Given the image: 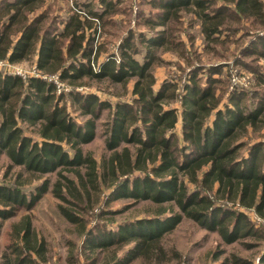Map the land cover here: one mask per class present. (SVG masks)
Returning <instances> with one entry per match:
<instances>
[{
	"label": "trees",
	"instance_id": "obj_1",
	"mask_svg": "<svg viewBox=\"0 0 264 264\" xmlns=\"http://www.w3.org/2000/svg\"><path fill=\"white\" fill-rule=\"evenodd\" d=\"M0 2V59L13 63L34 56L40 72L22 77L0 71V156L6 155L8 167L30 174L56 171L51 191L59 212L83 227L82 242L63 256L64 264L168 261L179 252L174 247L168 252L162 237L184 217L217 232L224 244L260 247L256 260L230 252L221 264H264V134L246 136L264 114V71L244 59L264 57V0H146L154 14L138 10L137 23L163 28L153 35L127 28L115 50L98 37L114 26L111 15L120 0L75 1L65 18L50 17L49 9L29 17L41 0ZM182 11L200 21L205 40L217 41L220 32H226L224 41L232 32L236 39L247 37L233 66L252 71L255 86L230 84V73H222L226 64H188L179 97L176 80L165 78L155 86V50L170 43L164 26ZM240 21L258 28L249 32ZM241 27L247 30L241 33ZM176 44L185 47L181 39ZM51 75L69 89L57 92ZM90 80H131V98L112 101L77 89ZM172 98L178 106L165 105ZM105 111L102 135L109 154L98 160L82 145L93 139ZM106 173L110 190L92 203L86 183L101 188ZM48 183L45 178L28 193L21 183L0 181V233L3 220L19 207L31 208ZM115 198L148 200L157 207L151 215L113 224L105 215L121 211L109 208ZM6 249L0 264L45 262L43 242L32 243L28 223ZM102 252L105 260L99 263ZM212 253L215 260L223 252Z\"/></svg>",
	"mask_w": 264,
	"mask_h": 264
},
{
	"label": "rangeland",
	"instance_id": "obj_2",
	"mask_svg": "<svg viewBox=\"0 0 264 264\" xmlns=\"http://www.w3.org/2000/svg\"><path fill=\"white\" fill-rule=\"evenodd\" d=\"M75 1L81 2L88 0H41L36 11L30 12L28 16H33L38 12H46L49 9L48 13L50 17L56 16V18H65L69 8L76 6ZM117 8L118 11L111 15L114 26L108 27L107 32L109 33L103 32L102 35L98 37L101 42H107L106 44L111 50H115L120 36L125 34L127 28H132L134 32L144 30L145 33L151 35H153L156 30L163 28V26L156 25L154 29H150L148 26H142L137 23L139 20V18H137L138 10L144 13L150 12L149 14L151 15L154 14V11L151 10L146 0H120ZM135 12L136 14L133 15ZM3 18L5 19L6 17ZM241 23L245 24L249 32L258 28L256 24H250L249 21H240V24ZM58 24L61 26V23ZM164 28H166V34L170 43L155 50L158 56L152 66V71L156 77L155 86L161 83L165 78L176 80L177 85L175 87V93H177L179 97L184 81V75H182V73L190 68L188 64H226L222 69V73H230V84L236 83L245 88H252L255 86L256 81L252 71L242 69V67L238 65L233 66V58L235 55L240 54L244 46L243 43L248 40L247 37L236 39L235 36H238V34L235 35L234 32H232L230 35L232 38L229 37V40L224 41L226 32H220L217 41L205 40L201 33L200 21L190 12L185 11L181 12L179 19H169ZM241 28V33L247 30L243 27ZM180 39L183 40L185 47L182 44H176ZM134 40L137 42L136 36ZM141 47H143V45H141ZM135 56L140 58L141 53ZM244 59L247 60L249 64H254L259 67L261 71H264V57L257 58L255 55H250L245 56ZM9 64V67L6 66L9 68V72L22 73L23 75L34 73V56ZM198 74L201 73L199 72ZM50 79L53 80L57 92H65L69 89L56 78L52 77ZM87 85H89L87 88L78 87L77 89L94 91L103 98H109L112 101L119 98L126 100L131 98V80L126 82V84L110 83L107 80H90ZM164 101L166 106L174 107L179 104L178 98L166 99ZM69 112L78 121L83 120L79 111L74 109L73 106H69ZM260 119V121L256 122V124L249 129L247 134L245 131H243V134L254 139L257 136L261 138L260 136L264 134V114L261 115ZM106 120L107 115L105 111L97 120L96 132L93 139L82 145L84 150L91 151L98 160H101L102 157H106L109 154V151L104 146V136L102 135V130L105 127L102 126V123ZM27 128L29 131L33 130V127L25 125V129ZM35 136L37 135L35 134ZM7 165V157L5 154H2L0 156V181L2 182L16 181L21 183L22 187H24L28 193L36 184H39L45 178H48L49 183L46 191L40 195L31 208L19 207L15 215L3 220L0 233V256L7 250L6 243L9 240L12 241L15 236L21 233L24 225L28 223L30 228V240L32 243L35 241L43 242L44 249L42 251V256L45 258V262H41L40 264H64L63 256L73 252L79 243L82 242L83 238L81 233L83 227L79 223L67 221L59 212L58 203L60 201L51 191L52 183L57 178L56 171L45 174H30L21 166L8 167ZM83 170L84 169L81 168L80 172L82 173ZM109 178L110 177L106 173V185H100L101 188H99V186L92 187L89 182L86 183L88 192L85 193L89 196L92 203L109 192ZM164 204L166 205L168 203ZM156 207V204L148 200L135 202L130 198H115L109 203V208H115L121 211L117 213H107L105 217L112 218L114 221L108 222L114 224L116 221L126 217L151 215ZM250 216L253 221L260 223L259 218L253 212H250ZM161 242L168 252H171L170 249L172 247L177 249L179 256L159 264H221L225 256L230 252H238L241 255L253 257L254 260H256L257 253L260 249L259 246L248 248L242 242L224 244L218 237L217 232L204 229L186 217L177 223L171 231L165 233ZM220 250H222L223 253L217 259L212 260V252H220ZM104 252L100 254L102 259L99 263H103V259L105 260ZM128 264H143V261L137 258Z\"/></svg>",
	"mask_w": 264,
	"mask_h": 264
},
{
	"label": "built area",
	"instance_id": "obj_3",
	"mask_svg": "<svg viewBox=\"0 0 264 264\" xmlns=\"http://www.w3.org/2000/svg\"><path fill=\"white\" fill-rule=\"evenodd\" d=\"M9 63H11V62H9ZM8 63V61H6V60H1L0 59V71L1 72H4V71H6V72H9L8 71V69L9 68H7L6 66H10V64ZM34 73L32 74V75H39V71H37L36 69H34V71H33ZM9 73H14V72H9ZM15 74H19V75H21L22 77H25L26 75H23L22 73H16L15 72ZM50 78H56L57 79V77L55 76V75H51V76H49Z\"/></svg>",
	"mask_w": 264,
	"mask_h": 264
}]
</instances>
